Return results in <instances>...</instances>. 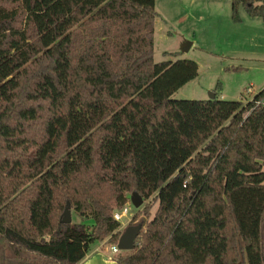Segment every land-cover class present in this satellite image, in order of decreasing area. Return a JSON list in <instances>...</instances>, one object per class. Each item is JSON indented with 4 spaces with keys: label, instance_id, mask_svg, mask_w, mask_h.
<instances>
[{
    "label": "trees",
    "instance_id": "1",
    "mask_svg": "<svg viewBox=\"0 0 264 264\" xmlns=\"http://www.w3.org/2000/svg\"><path fill=\"white\" fill-rule=\"evenodd\" d=\"M240 9L264 25V0ZM156 18L155 0H0V264H80L132 195L116 264H264V90L172 100L198 66L154 63Z\"/></svg>",
    "mask_w": 264,
    "mask_h": 264
},
{
    "label": "rangeland",
    "instance_id": "2",
    "mask_svg": "<svg viewBox=\"0 0 264 264\" xmlns=\"http://www.w3.org/2000/svg\"><path fill=\"white\" fill-rule=\"evenodd\" d=\"M155 11L154 63L188 60L198 66L197 77L178 90L172 100L206 101L216 91L219 100L242 101L245 105L264 90V25L260 20H249L240 9V19L248 22L234 25L230 22V0H155ZM225 20L231 28L224 24ZM249 21L258 25L251 33L246 31L251 28L247 26ZM181 42H193L194 48L180 53ZM165 53H178V58L165 57ZM249 89L251 93L246 94ZM130 198L125 204L129 212L121 224L137 213L130 206ZM64 217L78 221L70 210ZM98 245H91L89 253ZM110 246L107 243L105 248L109 250Z\"/></svg>",
    "mask_w": 264,
    "mask_h": 264
},
{
    "label": "crops",
    "instance_id": "3",
    "mask_svg": "<svg viewBox=\"0 0 264 264\" xmlns=\"http://www.w3.org/2000/svg\"><path fill=\"white\" fill-rule=\"evenodd\" d=\"M249 20H254V18H250ZM259 20V19H256ZM230 22L231 18H230ZM248 21H244L241 18V22L239 24H233L234 25H240V24H245ZM250 23L247 25L248 27H251L250 29L248 28V30H246L247 32L251 33V31H253L255 28H258L257 23H253V21H249ZM224 24H227V26H229L231 28V25H229V23L227 22V20L224 21ZM233 28V27H232ZM236 29H234L235 32ZM180 53H187L188 51H190L192 48H194V43H185V42H181L180 43ZM129 219H132L129 218ZM127 222V221H126ZM125 222V223H126ZM107 245V242H101L99 243V245L97 247H95L92 251L91 254L89 253L81 262L80 264H116L114 259V256H111L110 251L107 250V248H105V246ZM109 253V254H108Z\"/></svg>",
    "mask_w": 264,
    "mask_h": 264
},
{
    "label": "water",
    "instance_id": "4",
    "mask_svg": "<svg viewBox=\"0 0 264 264\" xmlns=\"http://www.w3.org/2000/svg\"><path fill=\"white\" fill-rule=\"evenodd\" d=\"M214 99V96L212 95V98L210 100ZM130 204L135 209H140L143 205L142 199L139 197L132 195L130 198ZM63 222H67V218L63 217ZM140 231V226H130L127 227L123 233L121 234L118 242H117V249L119 251H125L130 252L133 250L135 245V239Z\"/></svg>",
    "mask_w": 264,
    "mask_h": 264
},
{
    "label": "built area",
    "instance_id": "5",
    "mask_svg": "<svg viewBox=\"0 0 264 264\" xmlns=\"http://www.w3.org/2000/svg\"><path fill=\"white\" fill-rule=\"evenodd\" d=\"M251 93V90H247L246 94H250ZM131 206V205H130ZM128 206L127 205H124L123 208L118 211V212H115L114 215H113V219L118 222L120 224V227L118 229V231H124L126 229V226L130 223L131 219H127V222L124 223V224H121V220L123 218H125L128 214ZM109 251L111 254H113V256H116L119 254V250L117 249V244L116 245H111L109 247Z\"/></svg>",
    "mask_w": 264,
    "mask_h": 264
}]
</instances>
